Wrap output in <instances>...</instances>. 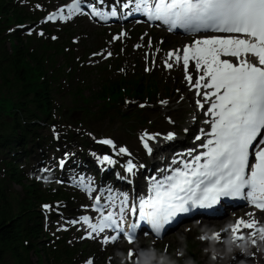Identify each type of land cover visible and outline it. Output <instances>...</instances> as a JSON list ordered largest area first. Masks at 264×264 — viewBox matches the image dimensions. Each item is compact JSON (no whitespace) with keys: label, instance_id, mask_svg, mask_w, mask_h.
Segmentation results:
<instances>
[{"label":"snow or ice","instance_id":"snow-or-ice-1","mask_svg":"<svg viewBox=\"0 0 264 264\" xmlns=\"http://www.w3.org/2000/svg\"><path fill=\"white\" fill-rule=\"evenodd\" d=\"M80 3L81 0H72L67 5L70 9L68 15H63V9H60L59 17L52 13L47 20H70L72 13L81 11ZM134 11L145 13L149 20L169 25V31L180 28L186 32L212 30L228 34L195 39L191 44H185L182 50L168 53V57H175L177 63L182 59L185 80L190 88L196 89L197 96L204 97V103L196 101L197 106L203 108L205 103L210 104L206 115L212 117L211 132L208 133L211 138L201 145L207 151L195 156L194 162L185 169L175 170L164 182L156 183L154 195L140 201V219L146 221L159 237L165 225L178 214L197 207L211 208L223 198H239L264 211V147L257 149L256 143L264 145V0H135ZM91 15L101 19L115 17L117 10L113 7L110 12H102L93 7ZM117 38L113 37L114 40ZM180 51L182 57L177 55ZM190 61L195 62L198 73L202 72L195 80L189 73ZM165 67L172 68L173 64L165 61ZM173 136V133H168L166 139L171 140ZM200 138L196 137L197 140ZM153 139L155 136L148 133L140 137L149 154L152 149L148 141ZM100 143L112 145L113 141L104 139ZM127 151L124 147L119 149L120 153ZM252 156L254 163L250 159ZM103 160L114 163L108 156ZM63 163L62 160L61 165ZM135 168L136 165L129 160L126 171L132 173ZM99 200L97 196V203L93 205L97 212H101L99 223H92L88 216L80 218L91 229L89 238L93 233H102L110 228L117 233L122 232L132 244L137 224H130L128 231L123 227L127 197L119 213L109 211L107 215H103L102 209L97 206ZM43 208L47 210L50 206L45 204ZM129 211L134 214L136 208L132 207ZM246 215L254 217L255 214L249 212ZM230 227L231 243L242 252L246 248L237 243L246 239L242 229L251 230L247 239L252 246H257L258 241L264 242V227L254 218H237ZM212 236L219 240L221 233L214 232ZM118 239V235L106 236L103 243ZM134 255V251L129 249V259ZM86 264H93V261L88 260Z\"/></svg>","mask_w":264,"mask_h":264},{"label":"trees","instance_id":"trees-1","mask_svg":"<svg viewBox=\"0 0 264 264\" xmlns=\"http://www.w3.org/2000/svg\"><path fill=\"white\" fill-rule=\"evenodd\" d=\"M10 11L17 18L22 12L17 6H10L7 0H0V15L5 16L0 19V142L17 140L21 144L31 143L34 146L38 145L35 135L38 124L31 121L39 120L41 116H49V97L52 91L56 90L50 87L46 80V69L48 66L53 67L54 58L49 55L45 46L38 48V57L25 49L21 52L18 46H13L12 53L7 52L1 28L3 24L11 21L6 17ZM48 45L63 51L60 43H48ZM114 63L116 66L120 64V62ZM100 73L107 74L110 78L108 76L100 78L101 90L95 93L98 98L111 96L120 100L123 96L122 88L128 91L131 90L129 87L135 88L139 94L143 91L141 83L122 78L115 79L116 76H112L114 70L112 72L103 70ZM7 168L10 169L8 176L13 179L12 181H21L16 171V164L11 163ZM29 194L33 201L41 197L39 188L34 183L29 189ZM28 209L26 207L18 214L10 199L0 188V264H33L28 257L30 249L33 248L32 243L24 242L21 236V230L29 228L25 222L33 217ZM20 219L24 220L22 224ZM30 229L34 238L38 236L40 229L36 228V225L31 226ZM42 249L44 250V246ZM66 252L72 253L69 248Z\"/></svg>","mask_w":264,"mask_h":264},{"label":"rangeland","instance_id":"rangeland-1","mask_svg":"<svg viewBox=\"0 0 264 264\" xmlns=\"http://www.w3.org/2000/svg\"><path fill=\"white\" fill-rule=\"evenodd\" d=\"M35 5V4H34ZM27 25H30L31 23H26ZM70 25L73 27V32H76L75 34L78 36L79 38H83V43L84 44H92L94 42V45H97L95 47V49H99L98 52H95L96 54H98V60L104 59V56L107 53V49H106V43L111 45L112 43V36L111 33L112 31L110 30L109 25H105L103 27H98L100 25H97L96 23H94L93 21H91L89 18L87 17H80V18H75L70 22ZM31 26V25H30ZM130 24H127V29L130 28ZM23 30L26 31V28H23ZM37 32V30H31L30 32H24V33H32V32ZM149 34H147V29L146 27H141V32L138 34V36L136 38H134V41L132 42V44L136 45L138 44L140 47L144 48V49H150V53H151V62L150 64L155 63V69L156 70H160L161 71V76L158 82V86L160 88V93H159V99H161L162 101H166L167 103H161L158 102L157 104H154V107H150L148 106L144 101L139 102L135 108H142L143 112L144 110L148 109V111L144 113V120H150L149 118L152 119H156L159 120L158 123L155 125V122L152 121L151 125H155V130L156 128H158V130H161L162 133L155 135L157 136H161V135H165L168 132H174L177 136L179 137L181 140H188L190 136H192V133L197 129V124L194 125V128L191 130L192 132H190V134H188V131L191 129V121L192 119H196L198 122L199 127L202 126V123L204 122L205 119H200L203 116V111L199 110L196 101L199 100V96L196 95V89L194 88H190L189 83L182 79V72H179V67H176L174 69H170V68H166L164 67V61H166V58H164L162 56L161 53V49L159 50V47L154 46L152 48V46L149 43V38H152V41L155 40V35H158V30H155V32H148ZM151 34V35H150ZM163 34V33H162ZM131 35V34H130ZM129 35V36H130ZM116 37L117 35H113V37ZM173 37V36H172ZM120 38V37H119ZM168 40L170 41L172 47L175 48V44H180L182 41H180L177 37H169ZM175 43V44H172ZM129 44V41L126 40L124 48L127 49V46ZM157 44V43H156ZM133 45V46H134ZM134 48L131 46V53H134L133 50ZM135 57H137L135 60L130 61V64H133L135 62L140 61L141 59L144 62L145 67H147L146 65V61L144 60V52L143 53H139L138 55L135 54ZM88 59V62L90 65H94V61L92 60V56L90 55L89 57H86ZM153 59V61H152ZM155 59V61H154ZM173 71V72H172ZM179 72V73H177ZM195 80V78H194ZM171 81H177L175 83V85L171 84ZM164 85L166 86V88L171 89L172 87L175 89L177 85H179V89L183 92V95L178 96V97H174L171 96L169 98L168 95V91L164 89ZM204 89H201V91ZM168 97V99H167ZM169 104V105H168ZM141 105H144L143 107H141ZM173 105V106H172ZM169 106H172L170 108H168ZM176 107V109L178 110H173L172 108ZM195 108L198 109V116H195L196 113H194ZM128 111V109L123 108V113H126ZM88 113H86L87 115ZM147 114H150L151 116H147ZM140 117V116H139ZM142 117V116H141ZM166 122H165V121ZM176 121V122H174ZM171 122L176 123V127H171L170 124ZM126 124V122L124 120L117 119V120H104V122L97 124V127L93 130V131H104L105 129H109L112 135L115 136L114 132H118L119 128L122 127V130L126 131V127L124 126ZM150 125V126H151ZM145 127V125L143 126ZM139 129V128H138ZM137 129V130H138ZM153 129V128H150ZM53 131L56 132H61L64 133V129L59 128L56 129L55 127H52ZM106 130L104 133H106ZM136 130V131H137ZM48 135H49V131H48ZM127 143H129L131 146L135 145L136 142L135 140H132L131 143L127 140ZM42 164V163H40ZM40 164H38V167L40 166ZM19 188V187H18ZM60 213L62 215H69L70 213L68 212V209L65 207L63 209H60ZM59 214V213H57ZM43 221L46 222L47 224L51 222V212L48 211H44L43 213ZM226 218H223L221 220H212L211 224L212 226L210 227V222L205 224L204 228H201V224L195 222L193 223V227L197 232H200L202 234L201 237H205L204 242L201 241L198 245V251L196 252V254L198 255L197 260L202 261L204 264H207V260L205 259L207 256V249H209L208 243H212L211 246H213L212 251L216 252V249H223V248H233L236 247L235 244L230 243V245L228 243H226L228 239L223 238V236L221 235V238L219 239V242H215L217 239H213L210 241H207L208 239L206 238L205 235V231L208 232H221L222 227L226 224ZM262 221L264 222V218L262 219ZM70 224V222H68ZM68 223H65V219L62 218V216H59L56 221L54 222V225L51 226V235H53L55 233L56 230L61 229L63 226L61 225H66ZM71 225V224H70ZM188 225H191L190 222H188L187 224L182 225L181 227L177 228V230L173 231L172 233L169 234V236L164 239L163 241H170V243L172 244H168L167 247V253L171 252V254L174 252V250H178L177 254H179L180 252H182V254H184L185 248L183 246V237L185 235V230L186 227ZM203 232V233H202ZM191 234L194 233V230L192 229V231L190 232ZM196 239V238H195ZM230 240V239H229ZM163 241L161 243H159V248H162L163 246ZM95 243V242H94ZM98 243V242H97ZM136 245H134L133 247L131 246V248L134 249V252L136 253L137 251V247L141 246L142 243L140 242H136ZM207 244V245H206ZM240 245H245L246 247L252 249L253 246L251 245L250 241L244 242V243H240ZM112 246V247H110ZM114 246V247H113ZM105 247H108V245L103 246L102 244H100V246L98 244L95 245H90L89 248L87 249H93V251H95V259L96 262H94V264H97V262L100 264H128L129 262H132V264H141L142 260L138 261L141 257L139 256V258L136 259H129L128 254L126 252V250H129L126 245H109L108 248L105 249ZM138 247V248H139ZM156 250H147L146 254L144 258H147V261H149V264H152L154 262V257L155 256V252ZM148 252H152L151 254H149ZM137 254V253H136ZM32 259L34 261H36L37 256L33 253L32 254ZM183 260L182 256H178L177 257V261L180 262Z\"/></svg>","mask_w":264,"mask_h":264},{"label":"bare ground","instance_id":"bare-ground-1","mask_svg":"<svg viewBox=\"0 0 264 264\" xmlns=\"http://www.w3.org/2000/svg\"><path fill=\"white\" fill-rule=\"evenodd\" d=\"M206 79H207V78H206ZM207 91H208V89H207ZM201 99H202L201 102L204 103V97L201 98ZM206 104H207V103H205V105H206ZM206 113H207V112H206ZM206 118H208L209 120H212L211 115H207ZM192 129H193V128H192ZM192 129H190V130L188 131V133H190ZM166 137H167V136H164V137L160 138V140L156 142L155 146L161 145L162 143L169 141V139H166ZM151 156H152V154L150 153V157H151ZM189 159H190V157H188V160H189ZM175 160H176V158L173 159V161H175ZM176 163H177V162H176ZM183 164H184V162L181 160L180 168H182Z\"/></svg>","mask_w":264,"mask_h":264},{"label":"clouds","instance_id":"clouds-1","mask_svg":"<svg viewBox=\"0 0 264 264\" xmlns=\"http://www.w3.org/2000/svg\"><path fill=\"white\" fill-rule=\"evenodd\" d=\"M145 264H149V261L146 260V261H145Z\"/></svg>","mask_w":264,"mask_h":264}]
</instances>
